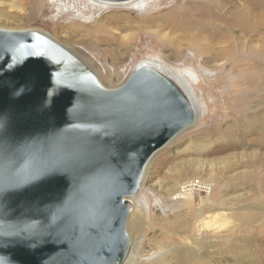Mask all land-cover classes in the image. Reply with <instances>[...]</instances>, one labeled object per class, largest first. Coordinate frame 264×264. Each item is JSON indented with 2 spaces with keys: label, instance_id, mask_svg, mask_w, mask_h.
Here are the masks:
<instances>
[{
  "label": "rangeland",
  "instance_id": "374dc122",
  "mask_svg": "<svg viewBox=\"0 0 264 264\" xmlns=\"http://www.w3.org/2000/svg\"><path fill=\"white\" fill-rule=\"evenodd\" d=\"M62 1L0 0V28L36 30L82 52L108 88L141 62L156 64L197 104L194 123L153 155L128 199L132 264H177V251L190 246L213 263L264 264V21L251 29L246 16L264 14V0ZM107 48L119 57L102 54ZM196 179L207 189L180 191ZM209 202L224 213L222 231L206 223Z\"/></svg>",
  "mask_w": 264,
  "mask_h": 264
},
{
  "label": "water",
  "instance_id": "95a60500",
  "mask_svg": "<svg viewBox=\"0 0 264 264\" xmlns=\"http://www.w3.org/2000/svg\"><path fill=\"white\" fill-rule=\"evenodd\" d=\"M193 119L154 68L108 88L48 35L0 28V264H121L128 199Z\"/></svg>",
  "mask_w": 264,
  "mask_h": 264
},
{
  "label": "bare ground",
  "instance_id": "6f19581e",
  "mask_svg": "<svg viewBox=\"0 0 264 264\" xmlns=\"http://www.w3.org/2000/svg\"><path fill=\"white\" fill-rule=\"evenodd\" d=\"M101 1V0H100ZM103 1H107V0H103ZM129 1H132V0H125V1H113V2H129ZM134 1V2H133ZM132 2L133 3H131V4H135L138 0H133ZM61 2H63L62 0H61ZM11 6V5H10ZM12 6L14 7L15 5H13L12 4ZM12 7V8H13ZM136 8H132L131 10H135ZM21 10H22V8H21ZM246 16H247V18L249 19V20H251L252 21V23L250 24V28L251 29H260V27H261V21H264V14H262L261 15V13L260 14H257V13H252L251 11H247L246 12ZM255 17H257L256 19H255ZM97 19V18H96ZM259 22V26L257 27V24H258V22ZM255 22H257V24H253V23H255ZM153 26H155V24L153 23ZM216 27V26H215ZM205 29V31H206V33H207V35H209V33H211V34H213V35H215L216 36V34H217V29L216 28H214V29H206V28H204ZM202 30V29H201ZM102 32H105V33H113L111 30H109V29H106V28H104V29H102ZM114 34V33H113ZM263 35H264V31H263V33H262ZM220 35V34H219ZM50 37V36H49ZM51 38V37H50ZM211 38H212V36H211ZM216 38V37H215ZM54 40V39H53ZM69 40V41H68ZM68 42L70 43V41L72 42V39L70 38V37H68ZM55 41V40H54ZM75 41V40H74ZM105 41V40H104ZM108 41V40H107ZM213 41V40H212ZM57 42V41H56ZM58 43V42H57ZM61 45V44H60ZM210 45V44H209ZM65 48V47H64ZM66 49V48H65ZM206 50H207V52L208 53H210L211 52V49H210V47H206L205 48ZM66 50H68V49H66ZM71 54H73L76 58H78L80 61H82L89 69H91L92 70V72H94V74L98 77V79L100 80V76H101V74L100 73H98V72H96V71H94L92 68H91V66H89L86 62H84V60H83V58H84V54L82 53V52H80V51H70V50H68ZM102 52V54H105V53H108V54H110L113 58H116V57H119V55H120V52H118L117 50H114V49H112V48H107V49H105V50H103V51H101ZM212 60L213 61H218L219 60V58H218V55L216 54V55H214L213 57H212ZM227 63V62H226ZM225 63V65H227ZM225 65L223 64L222 66H220L219 68H217V66L216 65H210L209 64V66H208V68L207 69H209V70H215L216 68V70H222L223 68H225ZM139 66H144V67H151V68H154V69H156L157 71H159L162 75H164V76H166L168 79H170L183 93H184V95L187 97V99L190 101V104L192 105V108H193V112H194V119H193V121L189 124V126H191L193 123H194V121H195V118L197 117V104H196V102H195V100L193 99V97H192V95L190 94V92L188 91V89L184 86V84L176 77V76H174L173 74H171L168 70H166L165 68H162V67H160V66H158V65H156V64H151V63H149V62H141L137 67H139ZM136 67V68H137ZM113 68H114V66H113ZM215 70V71H216ZM107 73L108 74H106V75H109V71H107ZM100 77V78H99ZM102 83V82H101ZM188 126V127H189ZM188 127H186V128H188ZM184 130V129H183ZM182 130V131H183ZM180 133V132H179ZM178 133V134H179ZM175 137V136H174ZM173 137V138H174ZM172 138V139H173ZM171 139V140H172ZM170 140V141H171ZM169 141V142H170ZM168 142V143H169ZM167 143V144H168ZM165 146V145H164ZM163 146V147H164ZM144 177V176H143ZM140 186H141V184H140ZM209 208L210 207V209H209V211L210 212H212V214H210V220L208 221V220H206V221H208V222H206V223H208V226L211 228V229H217V231H222V228H223V226L222 225H220L221 224V222H220V220H224V219H226L225 218V216H224V213H223V211H219V210H217V208H213L214 207V205H213V202H209V203H206V208ZM130 210H131V207H130ZM215 210V211H214ZM216 221V222H215ZM210 222V223H209ZM215 222V223H214ZM220 222V223H219ZM127 224H128V221H127ZM141 225V224H140ZM256 227V226H255ZM254 227V228H255ZM210 234V233H209ZM219 234H221L220 232H219ZM213 235H215V234H213ZM130 237V236H129ZM210 237V236H209ZM256 237V236H255ZM259 237H262V236H259ZM198 241V240H197ZM199 242V241H198ZM203 243V242H202ZM260 243H261V245L262 246H264V237H263V239H261L260 240ZM209 244H211L210 242H208V243H206L205 244V246L206 247H209L208 245ZM221 244V243H220ZM215 245V244H214ZM255 245V244H254ZM234 246V245H233ZM196 247V246H195ZM195 247H192V246H190L188 249H186V250H178L177 252H178V254L176 255V262H177V264H218L219 262H210V260H209V258H211V257H209V258H207V257H204V255L202 256L201 255V257H199V254H201V252H200V249H199V251L198 250H196V248ZM211 247V246H210ZM212 248V247H211ZM134 250H135V247H133V245H131V238H130V248H129V251H128V253H127V255H126V257H125V259H124V261L121 263V264H129L130 262H131V260H132V258L134 257V255H133V253H134ZM202 250V249H201ZM225 251V250H224ZM230 251V250H229ZM257 251V250H256ZM261 251V250H260ZM240 252H242V253H245L246 251H243V250H241ZM207 256V255H206ZM214 261V260H213ZM217 261V260H216ZM220 261V260H219ZM130 264H132V262L130 263Z\"/></svg>",
  "mask_w": 264,
  "mask_h": 264
},
{
  "label": "built area",
  "instance_id": "2783aa9c",
  "mask_svg": "<svg viewBox=\"0 0 264 264\" xmlns=\"http://www.w3.org/2000/svg\"><path fill=\"white\" fill-rule=\"evenodd\" d=\"M207 184H205L202 180H190L186 181L180 185L181 192H191L196 193L198 191L206 190ZM209 189V188H208Z\"/></svg>",
  "mask_w": 264,
  "mask_h": 264
}]
</instances>
